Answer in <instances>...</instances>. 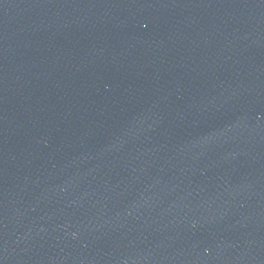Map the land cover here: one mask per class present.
<instances>
[{"label":"water","instance_id":"95a60500","mask_svg":"<svg viewBox=\"0 0 264 264\" xmlns=\"http://www.w3.org/2000/svg\"><path fill=\"white\" fill-rule=\"evenodd\" d=\"M0 264H264V0H0Z\"/></svg>","mask_w":264,"mask_h":264}]
</instances>
